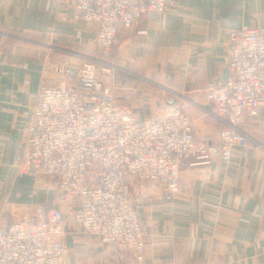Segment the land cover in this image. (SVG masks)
<instances>
[{
  "label": "crops",
  "instance_id": "1",
  "mask_svg": "<svg viewBox=\"0 0 264 264\" xmlns=\"http://www.w3.org/2000/svg\"><path fill=\"white\" fill-rule=\"evenodd\" d=\"M74 12L72 0H0V224L36 205L60 209L65 264H264V108L243 115L246 146L229 163L184 164L172 194L133 183L142 263L84 235L78 208L61 200L51 178L17 172L38 87L71 86L82 59L98 54L95 26ZM241 26H264V0H167L164 14L119 28L110 62L124 75L113 77L111 96L139 121L178 105L195 138L213 141L226 126L206 112L207 94L225 84L228 34Z\"/></svg>",
  "mask_w": 264,
  "mask_h": 264
},
{
  "label": "built area",
  "instance_id": "2",
  "mask_svg": "<svg viewBox=\"0 0 264 264\" xmlns=\"http://www.w3.org/2000/svg\"><path fill=\"white\" fill-rule=\"evenodd\" d=\"M72 2L73 18L95 26L104 55L119 28H133L167 7V0ZM228 52L227 80L207 94L206 112L226 126L213 141L195 138L192 119L178 105L139 121L111 96L96 65L83 61L71 86L38 87L17 172L52 177L61 200L78 208L74 220L84 235L127 250L142 263L144 232L132 203L133 183L172 194L179 190L184 164L229 163L246 146L243 115L253 117L264 108V26L230 30ZM63 237L61 210L36 205L32 214L0 224V264H65Z\"/></svg>",
  "mask_w": 264,
  "mask_h": 264
},
{
  "label": "rangeland",
  "instance_id": "3",
  "mask_svg": "<svg viewBox=\"0 0 264 264\" xmlns=\"http://www.w3.org/2000/svg\"><path fill=\"white\" fill-rule=\"evenodd\" d=\"M112 50V48H111ZM111 50L108 52L107 55H104L100 48H98V54H96L94 57L91 56H86L85 58L82 59V61H90L93 64L96 65L97 71H98V75L100 77V79L106 83L110 88L113 86V77L116 74H120L121 72V68H118L116 66H114L113 63L110 62V52ZM82 64V63H81ZM80 64V65H81ZM63 66V64H60L58 66V70H60V68ZM109 70V73H105L102 70ZM120 72V73H119ZM122 75H124L123 73H121ZM111 78V79H110ZM110 80V81H109ZM112 81V82H111ZM40 176V175H39ZM41 177H48L51 178L54 182V179L52 177L49 176H41ZM55 185V182H54ZM56 189V188H55ZM57 191V189H56ZM58 192V191H57ZM59 194V193H58ZM131 198H132V194H131Z\"/></svg>",
  "mask_w": 264,
  "mask_h": 264
},
{
  "label": "water",
  "instance_id": "4",
  "mask_svg": "<svg viewBox=\"0 0 264 264\" xmlns=\"http://www.w3.org/2000/svg\"><path fill=\"white\" fill-rule=\"evenodd\" d=\"M225 77L227 76V74H228V70H227V68H226V70H225Z\"/></svg>",
  "mask_w": 264,
  "mask_h": 264
}]
</instances>
